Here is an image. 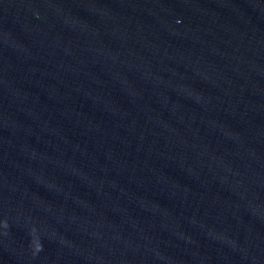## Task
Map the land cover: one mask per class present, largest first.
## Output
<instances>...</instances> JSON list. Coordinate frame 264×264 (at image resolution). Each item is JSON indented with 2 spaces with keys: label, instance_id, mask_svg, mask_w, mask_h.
I'll list each match as a JSON object with an SVG mask.
<instances>
[{
  "label": "water",
  "instance_id": "obj_1",
  "mask_svg": "<svg viewBox=\"0 0 264 264\" xmlns=\"http://www.w3.org/2000/svg\"><path fill=\"white\" fill-rule=\"evenodd\" d=\"M0 264H264V0H0Z\"/></svg>",
  "mask_w": 264,
  "mask_h": 264
}]
</instances>
